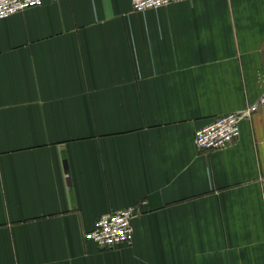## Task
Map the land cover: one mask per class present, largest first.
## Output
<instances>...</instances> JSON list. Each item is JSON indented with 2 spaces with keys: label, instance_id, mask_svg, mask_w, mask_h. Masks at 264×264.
<instances>
[{
  "label": "crops",
  "instance_id": "1",
  "mask_svg": "<svg viewBox=\"0 0 264 264\" xmlns=\"http://www.w3.org/2000/svg\"><path fill=\"white\" fill-rule=\"evenodd\" d=\"M264 0H43L0 18V264H264ZM139 205L132 238L84 237Z\"/></svg>",
  "mask_w": 264,
  "mask_h": 264
},
{
  "label": "built area",
  "instance_id": "2",
  "mask_svg": "<svg viewBox=\"0 0 264 264\" xmlns=\"http://www.w3.org/2000/svg\"><path fill=\"white\" fill-rule=\"evenodd\" d=\"M43 0H0V18L36 6ZM180 0H131L134 10L144 11L163 4ZM264 105V92L244 109L214 117L209 123L194 132V143L199 150L223 148L233 142L240 133L239 122L248 118ZM140 211L139 205L132 204L116 211L100 214L93 228L84 237L94 241L101 249H111L118 244L128 243L132 238L131 219Z\"/></svg>",
  "mask_w": 264,
  "mask_h": 264
}]
</instances>
